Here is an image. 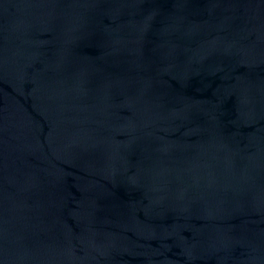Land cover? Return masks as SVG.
<instances>
[{
    "label": "water",
    "instance_id": "obj_1",
    "mask_svg": "<svg viewBox=\"0 0 264 264\" xmlns=\"http://www.w3.org/2000/svg\"><path fill=\"white\" fill-rule=\"evenodd\" d=\"M0 264H264V0H0Z\"/></svg>",
    "mask_w": 264,
    "mask_h": 264
}]
</instances>
